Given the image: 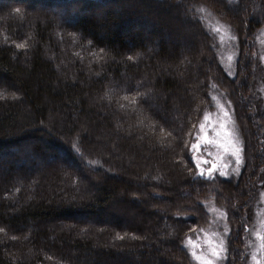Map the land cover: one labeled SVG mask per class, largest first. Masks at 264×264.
<instances>
[{"label": "trees", "instance_id": "16d2710c", "mask_svg": "<svg viewBox=\"0 0 264 264\" xmlns=\"http://www.w3.org/2000/svg\"><path fill=\"white\" fill-rule=\"evenodd\" d=\"M212 18L238 38L233 74ZM263 27L264 0H0V264H198L208 199L227 212L223 264H249ZM214 85L244 163L207 179L192 143ZM28 147L47 164L17 163Z\"/></svg>", "mask_w": 264, "mask_h": 264}, {"label": "rangeland", "instance_id": "374dc122", "mask_svg": "<svg viewBox=\"0 0 264 264\" xmlns=\"http://www.w3.org/2000/svg\"><path fill=\"white\" fill-rule=\"evenodd\" d=\"M124 5H126L125 1ZM212 19V26L216 31L219 41L218 53L220 60L225 67L226 72L233 74L236 67L238 38L229 24L215 18ZM257 44L259 64L257 69L256 94L260 107L264 111V27L260 29L257 35ZM229 57H231V59H229ZM212 96L214 105L204 113V116L198 125L196 138L192 143V145H199L196 149H193L192 147L194 157L196 161H200L201 168L205 169L204 176H207L206 169L210 168L213 163L217 165V170L214 172L213 176L219 175L220 171H225L227 176L233 174L237 175L241 171L244 163L243 154L241 153L242 162L237 166L235 158L231 155V145L227 144V140H231L234 144L242 148V134L235 118L234 103L221 90L215 91V85ZM221 106L223 107V111H221ZM224 112L228 113L227 117H225ZM205 117H207V119H205ZM222 124L224 125L223 128H221ZM201 125H203V128H201ZM209 141H211V143ZM26 144L27 143H23L20 145V151L15 150L12 155L15 157H22L21 152L26 150ZM222 145H226L229 148V151L226 152ZM25 154L26 158H20L16 160V162L23 164L22 166H25L26 168H40L47 164L44 155H42V157L38 152L33 153L29 147ZM6 156L7 155H4V157ZM57 156L61 164H63V162L70 163V160L67 159L64 154L57 153ZM205 160L208 161L207 164L204 163ZM210 201H213L215 205H218L213 199L206 200V204L210 210V220L208 224L204 227L205 229L203 228L202 231L198 232L188 241V246L191 252L195 251L197 255H209L210 247H215L220 244L221 240H223L226 248V236L229 229L227 212L224 208L217 207ZM258 235L264 236V169L257 183L253 223L249 238V243L251 244L249 251V264H264V249H261L260 247L261 241L257 238ZM254 256L255 259L253 258ZM209 258L212 257L209 256ZM223 260L224 259H219L216 264H223ZM197 263L199 264L198 261Z\"/></svg>", "mask_w": 264, "mask_h": 264}, {"label": "snow or ice", "instance_id": "6c2138e0", "mask_svg": "<svg viewBox=\"0 0 264 264\" xmlns=\"http://www.w3.org/2000/svg\"><path fill=\"white\" fill-rule=\"evenodd\" d=\"M18 47H23V45H18ZM229 59H231V57H229ZM221 111H223V107L221 106ZM225 117L228 116L227 112H224ZM205 119H207V117H205ZM224 125H221V128H223ZM201 128H203V125H201ZM211 143V141H209ZM227 144L231 145V155L235 158V162L237 164V166H239L242 162V148L236 144H234L231 140H227ZM193 149H196L199 147L198 144H193L192 145ZM222 147H224L225 151H229V148L226 145H222ZM196 164V168L199 171V175L200 177L204 178V173H205V169L201 168V164L200 161H194ZM205 164L208 163L207 160L204 161ZM217 170V165L216 164H212L210 168H207V179H212L214 172ZM219 175L222 177H226L227 173L225 171H220ZM257 238L261 241L260 247L261 249H264V236H257ZM226 248L224 246V242L223 240H221L220 244L216 245L215 247H210L209 249V255H204V254H200L197 255V253L195 251L191 252L192 257L199 262V264H216V262L219 259H224L226 258ZM212 257V258H209ZM255 259V256L253 257Z\"/></svg>", "mask_w": 264, "mask_h": 264}]
</instances>
